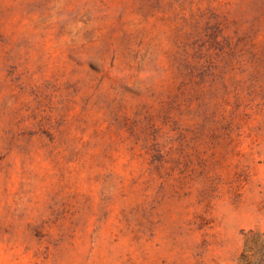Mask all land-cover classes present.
Wrapping results in <instances>:
<instances>
[{
	"label": "rangeland",
	"instance_id": "374dc122",
	"mask_svg": "<svg viewBox=\"0 0 264 264\" xmlns=\"http://www.w3.org/2000/svg\"><path fill=\"white\" fill-rule=\"evenodd\" d=\"M0 264H264V0H0Z\"/></svg>",
	"mask_w": 264,
	"mask_h": 264
}]
</instances>
